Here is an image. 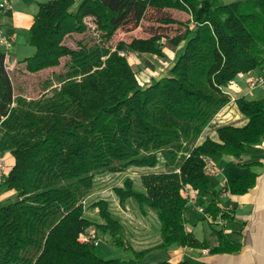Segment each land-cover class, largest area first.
<instances>
[{"label":"trees","instance_id":"obj_1","mask_svg":"<svg viewBox=\"0 0 264 264\" xmlns=\"http://www.w3.org/2000/svg\"><path fill=\"white\" fill-rule=\"evenodd\" d=\"M131 2L190 15L160 19L185 30L174 58L163 42L179 46V41L161 32L121 39L114 47L96 43L73 49L62 43L67 33L87 29L88 14L111 40L129 14L120 7ZM28 41L35 47L23 59L30 72L57 65L64 55L70 62L47 81L51 89L41 97L15 96L0 44V153L14 158L0 182L2 192L14 193L0 200V264H143L151 252L174 244L211 253L237 249L223 233L220 244L209 247L187 229L190 203L183 189L208 197L213 219L231 215L221 214V192L211 184L205 158L219 165L224 155L241 157L264 134L259 99H235L248 118L245 125L215 123L232 99L227 86L239 73L264 67V0H47L38 4ZM126 51L156 55L169 65L160 77L144 82ZM131 167L153 169L140 175V187L130 176L114 187L121 204L132 201L160 222V241L142 249L129 243L109 199L88 203L100 174ZM255 177L249 172L230 179V191L247 192ZM88 207L97 217L86 214ZM92 228L111 244L132 250L133 257L102 256L100 245L81 240ZM156 264L210 263L164 259Z\"/></svg>","mask_w":264,"mask_h":264},{"label":"crops","instance_id":"obj_2","mask_svg":"<svg viewBox=\"0 0 264 264\" xmlns=\"http://www.w3.org/2000/svg\"><path fill=\"white\" fill-rule=\"evenodd\" d=\"M5 1L9 4V8L8 10L0 8V40H5V42L0 41V44L7 52L6 67L13 82L14 95L38 98L44 92L43 83L46 79L68 69L70 56H62L60 63L57 65L49 66L36 73L30 72L23 59L32 55L35 48L30 49L28 47L29 52H21L20 47H22L21 45L29 44V29L33 24L34 15L38 11V4L47 0ZM225 1L230 2L233 0ZM148 10L160 9L148 7ZM168 11L176 12L174 10ZM179 14L190 17L187 13ZM84 22L87 29L84 32L67 33L62 41L64 45L73 49H79L83 46L88 47L96 43L104 46L110 45L104 39L103 35L105 32L99 29L94 15H85ZM91 32L93 35H97L94 41V36L91 37ZM183 43L179 46H182ZM174 53L175 51L172 52L173 55H169V53L168 55L174 58ZM138 56L146 57L147 55ZM128 58L130 62H135L134 58L130 56ZM168 63L165 60V64ZM135 70H137L138 75L144 82L150 81L142 67L137 66ZM32 74H39L42 78L36 84L37 91L35 92L38 93L36 95H28L19 91L17 83L20 75ZM257 76H264V67L239 73L235 80L227 86V91L232 99L217 113L215 117L217 125L230 123L235 126H243L247 123L248 118L239 110L235 100L240 96H245L248 99H259L264 103V83L253 90L249 87V77ZM7 159L8 163L10 161L9 167H11L14 158L8 154ZM216 167L217 171L212 175L213 177L210 176V181L214 188L221 192V205L223 208L221 214L228 212L231 215L226 218L219 216L217 219H213L208 210L210 199L208 197H197L196 202L190 204L187 210L186 227L188 230L193 231L200 241H206L209 247L218 246L220 244V235L223 233L237 249L231 252L211 253L209 248L179 247L174 244L167 250L169 253L168 259L173 261L187 259L195 263L210 264H264V134L259 142L248 145L241 157L224 155ZM249 172L256 176L253 186L243 194L232 193L228 181L239 176H245ZM5 194L10 197L14 195L11 191ZM199 206H204L207 212L199 211Z\"/></svg>","mask_w":264,"mask_h":264},{"label":"rangeland","instance_id":"obj_3","mask_svg":"<svg viewBox=\"0 0 264 264\" xmlns=\"http://www.w3.org/2000/svg\"><path fill=\"white\" fill-rule=\"evenodd\" d=\"M125 4H123V6H121L120 8L123 10L124 14L125 13H129V14H127V16L119 24L117 30L112 36V39L108 41L111 46L114 47L116 43L121 39L130 41L133 37L136 36L149 37L157 32L165 33L169 37H174L179 41V44L184 42L185 30L182 27L173 23L163 24L160 22V19L166 16H172L175 18L186 20L188 16L184 14H179V13H184L183 11H180L178 9H166V11L148 10L147 8L145 9L141 8L140 5L136 3L131 2L130 4L128 3ZM168 10H174L176 12L174 13ZM93 36H94L93 39L94 41L97 35H93V33L91 32V37ZM26 44H28V42H26ZM29 44L21 45L22 47H20V51L29 52L28 47H30V49H33L34 46H32L31 44L29 46ZM163 45L165 51L169 53V55H173L172 54L173 51H175L174 55H176V52L180 47L171 44L168 40H165L163 42ZM33 50L35 51V49ZM125 53L127 54V56H129L128 51H126ZM138 59L139 60L137 61L136 59L135 62L131 60L133 61L131 63L133 65L135 64L134 69H136L137 66L142 67L144 73L148 75L150 80L160 77L165 72L167 65H169V63L165 64L164 58L162 59L154 55L153 56L147 55L146 57L138 56ZM142 62L144 63L143 65ZM32 73H36V72H32ZM55 75L44 81L43 94L46 91H48L46 86L47 81L54 80ZM41 79L42 78L39 74H32L26 76L20 75L19 81L17 83L18 89L19 91L24 92L28 95L31 94L36 95L38 93L35 92L37 91L36 84L39 83ZM140 79L143 81L141 77ZM55 85H57L56 81L54 82L53 86ZM49 89H51V87ZM17 96H23V95H17ZM24 97L27 98V96L25 95ZM29 99H37V98H29ZM206 131L208 132L209 129ZM6 155L8 156V154ZM162 168L164 167L160 166L157 167L155 170L159 171ZM151 170L153 169L131 167L127 171L120 174H110V173L100 174L97 177L94 189L91 191L90 198L88 199L89 201L88 203L101 197L109 199V201L111 202L112 211H114V213L120 216V218L122 219V222L125 227V233L127 239L134 249H142L151 245H155L160 241V222L153 211L150 210L147 215H144L139 210L137 204L132 201H127L125 205L121 204L119 202L118 196L114 192V187L116 185H122L123 179L127 176L133 177L136 181L137 186L140 187L141 186L140 175ZM7 195L8 194H5L0 190V200L10 198V196ZM86 214L91 217H97L96 210L91 207L87 208ZM91 231L95 232L97 236L99 235L98 238L101 240V244L98 247V250L100 254L105 258L121 257L123 259H128L133 257L132 250L111 244V240L109 239L108 236L99 234L93 228L91 229ZM168 256L169 253L167 250H156L146 256V258L143 260V264H156L158 261L168 259Z\"/></svg>","mask_w":264,"mask_h":264},{"label":"built area","instance_id":"obj_4","mask_svg":"<svg viewBox=\"0 0 264 264\" xmlns=\"http://www.w3.org/2000/svg\"><path fill=\"white\" fill-rule=\"evenodd\" d=\"M0 8H4L6 10H8L9 8V4L5 1L2 0L0 1ZM1 42H5V40H0ZM129 52V56L134 58L135 61L137 59L138 61V54L132 51H128ZM249 87L253 90L261 85H263L264 83V76H257V77H249ZM206 161V172L208 173L209 176H212L213 174L216 173L217 171V165H215V163L213 162V160L211 158H205ZM10 167H9V163H8V159H7V155L5 154H1L0 153V182L3 179V176L9 171ZM183 194L186 195L189 199V203L190 204H194L196 202V192L194 189H190L188 186L185 187L183 189ZM199 211L201 212H207L204 206H199L198 207ZM81 240L83 241H89L92 240L95 245H100V239L97 237L96 233L93 231H89L87 234H84L81 237Z\"/></svg>","mask_w":264,"mask_h":264}]
</instances>
